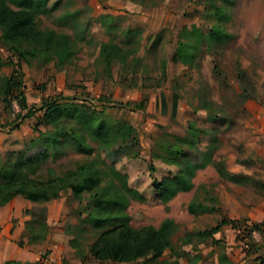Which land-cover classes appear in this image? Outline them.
Here are the masks:
<instances>
[{
  "label": "rangeland",
  "instance_id": "obj_1",
  "mask_svg": "<svg viewBox=\"0 0 264 264\" xmlns=\"http://www.w3.org/2000/svg\"><path fill=\"white\" fill-rule=\"evenodd\" d=\"M35 15L40 28L68 33L74 54L62 62L55 55L19 62L3 44L0 28V161L48 150L44 170L53 166L63 175L94 160L101 174L99 188L81 197L69 190L32 205L16 197L15 207L23 212L14 217L15 225L30 217L27 211L49 225L42 264H128L80 257L69 243L76 237L88 251L96 236L111 228L96 225L90 213L102 189L111 183L120 187L116 170L150 194L128 196L125 211L133 227L158 226L166 217L176 222L173 249L164 258L187 253L181 264L196 255L197 264H260L264 227L254 228L252 221L264 220V0H46ZM216 29L219 34L212 37ZM104 43L120 49L110 65L102 55ZM182 43L188 52L181 54ZM21 64L29 107L58 101L64 109L59 120H46L43 109L18 119L23 110L17 99H3L5 80ZM73 109L81 114L73 116ZM85 115L112 128L111 135L95 137ZM126 125L135 131L123 140L116 129ZM190 126L198 130L191 134ZM55 130L59 141L47 149L44 138ZM77 135L85 138L86 151ZM187 159L192 188L168 202L155 196L150 163L161 178L180 171ZM192 199L194 213L188 210ZM223 216L236 223L213 236L198 234ZM53 240L56 248L50 247ZM143 261L161 259L149 256L131 264Z\"/></svg>",
  "mask_w": 264,
  "mask_h": 264
},
{
  "label": "trees",
  "instance_id": "obj_2",
  "mask_svg": "<svg viewBox=\"0 0 264 264\" xmlns=\"http://www.w3.org/2000/svg\"><path fill=\"white\" fill-rule=\"evenodd\" d=\"M46 0H0V28L3 31V44L7 45L11 51L17 55L19 62L32 55H55L62 60L70 58L74 54L75 41L71 39L68 33H60L49 28H40L36 20V8ZM164 1V0H163ZM18 6L14 8L12 5ZM212 37L219 34V29L211 30ZM187 45V44H186ZM182 43L179 53L188 52ZM120 49L110 43H104L102 55L108 65L112 63L115 54ZM22 64L18 71H14L4 83V98L9 95L17 99L22 108L18 119L33 115L35 110H44L46 120H59L63 113V108L58 101L43 103L40 106L29 107L26 96L22 90ZM166 74V68L163 66V75ZM11 98V97H10ZM11 100V99H10ZM13 101V100H12ZM27 109V110H26ZM81 114L78 109H73L72 115ZM86 116V115H85ZM17 119V120H18ZM87 128L98 139H104L111 135L112 128L106 127L103 122H98L94 115L86 116ZM63 122L57 123V129H60ZM190 133L194 134L198 129L190 126ZM135 128L126 125L116 129V135L120 139H128L132 136ZM58 131L55 130L51 135L44 138V145L51 149L59 141ZM77 144L79 148L86 151L88 144L82 135H77ZM179 146V145H178ZM177 153V152H176ZM48 150L44 153L18 152L11 156L7 162L0 161V206L7 204L15 197L21 195L34 203H46L57 199L62 193L71 190L74 194L81 197L83 191L99 188L101 181L100 170L94 160L79 164L76 169L59 175L53 166H47L44 170L41 164L47 157ZM187 158V157H184ZM175 164L181 165L183 159L174 158ZM190 161L187 159L186 165L179 171L178 169L170 176L157 178L155 172L156 166L150 163L152 180V192L159 199L166 202L174 198L179 192L188 191L192 188V183L186 179V173L190 170ZM120 187L111 183L109 188L102 189V195H96L95 209L90 216L96 222V225H111V228L102 230L88 251L83 244L76 238L69 240L70 246L80 257L88 254L100 261L112 260L120 263H134L142 258L151 256L154 259H161L158 264H181L180 257L184 258L187 253H181L174 256V260L164 258L168 249H173V233L176 222L174 219L166 217L158 225H143L135 228L131 225V216L125 211V204L128 196H134L138 199H145L150 196L146 191L138 190L129 183L127 174L115 171ZM150 191V190H149ZM151 193V192H150ZM152 196V195H151ZM196 202L192 199L188 204V210L194 213ZM30 219L26 221L25 227L29 234V243L39 244L47 241L50 228L43 219H38L37 214L27 211ZM236 221L227 216H223L221 221L208 230L200 231L199 235L213 236L219 232L224 225L235 224ZM254 228L264 227V220L252 222ZM263 254L261 255V258ZM199 256L188 257L189 264H197ZM224 262L233 263V260L223 257ZM4 264H38L32 262H21L16 260H7ZM139 264H146L144 261ZM260 264H264L261 260Z\"/></svg>",
  "mask_w": 264,
  "mask_h": 264
},
{
  "label": "crops",
  "instance_id": "obj_3",
  "mask_svg": "<svg viewBox=\"0 0 264 264\" xmlns=\"http://www.w3.org/2000/svg\"><path fill=\"white\" fill-rule=\"evenodd\" d=\"M17 198L15 197L7 204L0 206V264H4L7 260L32 263L40 262L38 264H42L43 261L40 259L43 252L42 243H29V234L25 227V223L30 217L27 215L22 217L21 221L16 225L13 222L14 217L21 215L23 212L21 208L15 207ZM23 201L29 202L31 205L34 203L24 197ZM21 242L23 245L20 244ZM57 246L58 243L56 241H51L50 247L56 248Z\"/></svg>",
  "mask_w": 264,
  "mask_h": 264
},
{
  "label": "built area",
  "instance_id": "obj_4",
  "mask_svg": "<svg viewBox=\"0 0 264 264\" xmlns=\"http://www.w3.org/2000/svg\"><path fill=\"white\" fill-rule=\"evenodd\" d=\"M15 102L17 103V101H14V103H15Z\"/></svg>",
  "mask_w": 264,
  "mask_h": 264
}]
</instances>
